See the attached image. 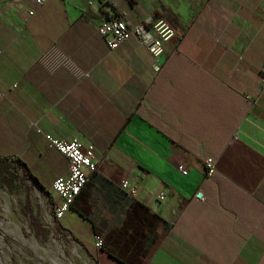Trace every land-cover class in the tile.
Returning <instances> with one entry per match:
<instances>
[{
    "label": "crops",
    "instance_id": "obj_1",
    "mask_svg": "<svg viewBox=\"0 0 264 264\" xmlns=\"http://www.w3.org/2000/svg\"><path fill=\"white\" fill-rule=\"evenodd\" d=\"M114 15L173 26L161 71L134 37L108 49ZM263 76L264 0H0V157L57 204L69 163L45 135L94 147L99 170L59 222L94 264H122L96 243L135 203L159 217L141 264H264Z\"/></svg>",
    "mask_w": 264,
    "mask_h": 264
},
{
    "label": "rangeland",
    "instance_id": "obj_2",
    "mask_svg": "<svg viewBox=\"0 0 264 264\" xmlns=\"http://www.w3.org/2000/svg\"><path fill=\"white\" fill-rule=\"evenodd\" d=\"M4 178L9 179L0 173V264H94L51 217L55 204L51 194L22 170L8 180L9 185Z\"/></svg>",
    "mask_w": 264,
    "mask_h": 264
},
{
    "label": "built area",
    "instance_id": "obj_3",
    "mask_svg": "<svg viewBox=\"0 0 264 264\" xmlns=\"http://www.w3.org/2000/svg\"><path fill=\"white\" fill-rule=\"evenodd\" d=\"M102 1V0H98ZM42 4L44 0H39ZM99 32L105 40L109 50H117L124 42L134 37L138 39L153 57V69L159 72L162 69V60L166 54V44L175 36V29L167 20H156L151 23L130 24L122 15H114L105 21ZM264 84V76H263ZM51 146L64 156L69 168L65 175L56 178L52 184L53 192L59 197V202L54 205L51 217L60 222L71 210L73 204L83 192L85 186L99 170L100 159L97 157L93 146L85 147L78 139L65 140L45 135ZM206 176L212 177L216 171V161L208 158L204 161ZM187 175V170H182ZM121 189L130 198H136L139 190L135 184L122 180ZM166 192L157 196L159 203L166 200ZM196 197L203 198L198 192ZM98 248L103 247L101 240L96 243Z\"/></svg>",
    "mask_w": 264,
    "mask_h": 264
},
{
    "label": "trees",
    "instance_id": "obj_4",
    "mask_svg": "<svg viewBox=\"0 0 264 264\" xmlns=\"http://www.w3.org/2000/svg\"><path fill=\"white\" fill-rule=\"evenodd\" d=\"M21 170L25 175L35 178L21 160L0 157V173L6 174L9 179L16 177ZM9 179H3L6 185L10 184ZM37 187L46 192L41 184L37 183ZM157 221L159 217L151 214L146 206L135 203L123 226L115 230L114 236L109 239L110 244H104L103 249L122 264H141L143 257L157 237L154 228Z\"/></svg>",
    "mask_w": 264,
    "mask_h": 264
},
{
    "label": "bare ground",
    "instance_id": "obj_5",
    "mask_svg": "<svg viewBox=\"0 0 264 264\" xmlns=\"http://www.w3.org/2000/svg\"><path fill=\"white\" fill-rule=\"evenodd\" d=\"M1 257V256H0Z\"/></svg>",
    "mask_w": 264,
    "mask_h": 264
}]
</instances>
